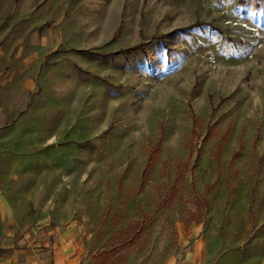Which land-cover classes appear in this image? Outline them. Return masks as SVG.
Instances as JSON below:
<instances>
[{"label": "rangeland", "instance_id": "1", "mask_svg": "<svg viewBox=\"0 0 264 264\" xmlns=\"http://www.w3.org/2000/svg\"><path fill=\"white\" fill-rule=\"evenodd\" d=\"M0 194L81 264H264V0H0Z\"/></svg>", "mask_w": 264, "mask_h": 264}, {"label": "crops", "instance_id": "2", "mask_svg": "<svg viewBox=\"0 0 264 264\" xmlns=\"http://www.w3.org/2000/svg\"><path fill=\"white\" fill-rule=\"evenodd\" d=\"M35 41L38 40L33 36L31 46ZM26 59L25 63L29 58ZM3 200L0 194V264H81L76 243L64 237L65 228L11 227L5 221Z\"/></svg>", "mask_w": 264, "mask_h": 264}, {"label": "trees", "instance_id": "3", "mask_svg": "<svg viewBox=\"0 0 264 264\" xmlns=\"http://www.w3.org/2000/svg\"><path fill=\"white\" fill-rule=\"evenodd\" d=\"M133 51H134V49H133Z\"/></svg>", "mask_w": 264, "mask_h": 264}]
</instances>
